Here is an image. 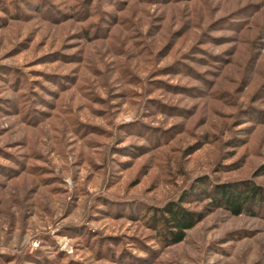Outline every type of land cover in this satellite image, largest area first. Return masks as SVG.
Wrapping results in <instances>:
<instances>
[{
    "label": "rangeland",
    "instance_id": "1",
    "mask_svg": "<svg viewBox=\"0 0 264 264\" xmlns=\"http://www.w3.org/2000/svg\"><path fill=\"white\" fill-rule=\"evenodd\" d=\"M225 184L264 195V0H0V264H264Z\"/></svg>",
    "mask_w": 264,
    "mask_h": 264
},
{
    "label": "trees",
    "instance_id": "2",
    "mask_svg": "<svg viewBox=\"0 0 264 264\" xmlns=\"http://www.w3.org/2000/svg\"><path fill=\"white\" fill-rule=\"evenodd\" d=\"M218 197L215 201L226 205L234 213L249 210L250 204H261L264 200L262 189L252 184L244 192L239 187L230 185L218 186ZM193 193L196 194L195 191ZM154 217L157 218L158 225L164 229L165 235L170 238L169 244L180 243L185 240L187 231L192 229L198 222L192 212L182 205V200L170 201L163 206L152 208Z\"/></svg>",
    "mask_w": 264,
    "mask_h": 264
}]
</instances>
